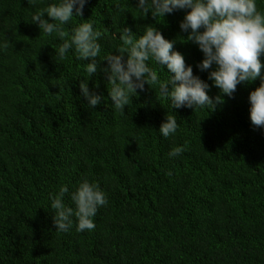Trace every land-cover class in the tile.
<instances>
[{
	"label": "trees",
	"instance_id": "obj_1",
	"mask_svg": "<svg viewBox=\"0 0 264 264\" xmlns=\"http://www.w3.org/2000/svg\"><path fill=\"white\" fill-rule=\"evenodd\" d=\"M125 2L117 15L111 0H88L83 17L63 26L65 38L79 19L95 20L108 30L103 55L120 44V29L155 23L211 86L196 68L202 53L181 40L184 11L154 21L138 17L136 0ZM257 5L264 12V0ZM34 10L28 0H0V39L11 42L0 52V264H264V130L248 116L259 79L210 112L171 109L145 85L121 114L97 58L87 83L103 99L93 109L79 89L88 61L57 56L62 40L40 32ZM172 112L180 127L165 139L158 129ZM84 177L100 184L108 205L94 230L56 231L48 193Z\"/></svg>",
	"mask_w": 264,
	"mask_h": 264
},
{
	"label": "clouds",
	"instance_id": "obj_2",
	"mask_svg": "<svg viewBox=\"0 0 264 264\" xmlns=\"http://www.w3.org/2000/svg\"><path fill=\"white\" fill-rule=\"evenodd\" d=\"M28 2L35 9L29 19L40 32L46 36L59 34L62 43L55 49L57 56L63 59L71 52L75 60L88 61L83 68L84 80L79 83L88 107L95 109L103 99L87 83L97 73L100 58L107 65L100 70L106 74L111 106L121 114L133 97L145 90V85L158 91L159 99L165 100L171 109L200 108L210 112L224 103V97L233 98L238 85L259 79L258 86L248 93V116L254 129L264 130V12L258 10L257 0H136L138 17L151 15L154 21L157 17L164 21L167 15L184 11L179 28L186 35L181 40L195 44L202 53L196 68L207 72V80L218 89L215 97L208 94L210 84L194 75L193 66L186 64L183 54L175 50L174 41L166 39L155 23L144 25L137 33L127 27L120 29V44L112 48L116 53L111 49L101 55V41L108 30L97 27L95 20L79 19L70 28V39L65 38L63 30L74 17H83L88 0ZM111 4L115 5L117 15L127 8L125 0H111ZM10 43L0 39V52L6 51ZM176 117L175 113L165 114L158 129L165 139L178 132ZM186 147H173L168 157L180 156ZM66 196L71 204L65 202ZM48 200L56 231L62 233L73 226L78 232L94 230L98 210L109 203L100 184L88 177L79 180L71 191L69 185L61 184L58 190L48 193Z\"/></svg>",
	"mask_w": 264,
	"mask_h": 264
}]
</instances>
